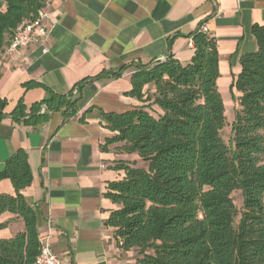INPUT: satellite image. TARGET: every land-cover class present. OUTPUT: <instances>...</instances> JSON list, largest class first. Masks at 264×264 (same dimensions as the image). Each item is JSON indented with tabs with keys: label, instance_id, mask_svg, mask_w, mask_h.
<instances>
[{
	"label": "trees",
	"instance_id": "1",
	"mask_svg": "<svg viewBox=\"0 0 264 264\" xmlns=\"http://www.w3.org/2000/svg\"><path fill=\"white\" fill-rule=\"evenodd\" d=\"M49 1H1L0 58L16 28L35 20ZM201 28L192 35L195 55L189 64L170 56L132 75L127 96L147 106L104 114L116 135L101 150L122 144L118 151L149 163L145 169L121 162L116 169L125 177L109 183L105 194L119 207L106 225L115 230L123 251L137 252L136 264H264V28L252 27L258 51L242 56V72L231 87L242 94L231 145L221 135L226 111L218 87L217 41ZM126 69L85 80L66 96L46 89V98L31 108L30 120L46 122L56 113L66 119L76 115L84 85L119 79ZM146 86L156 92L145 93ZM25 116L20 103L15 118ZM3 179L12 182L16 195L0 196V217L16 215L25 229L0 240V264H35L41 243L37 214L22 194L33 182L24 150L8 159L0 173ZM235 191L243 197L237 226ZM5 226L0 223V229Z\"/></svg>",
	"mask_w": 264,
	"mask_h": 264
},
{
	"label": "crops",
	"instance_id": "2",
	"mask_svg": "<svg viewBox=\"0 0 264 264\" xmlns=\"http://www.w3.org/2000/svg\"><path fill=\"white\" fill-rule=\"evenodd\" d=\"M47 10L57 21L45 45L48 53L39 43L10 52V39L0 58V173L17 151L27 153L33 182L22 194L37 214L40 238H49L62 259L136 264L137 252L123 251L115 230L106 225L119 207L105 194L109 183L125 177L116 169L121 162L139 167L143 160L118 151L122 144L101 150L116 135L104 114L147 106L127 96L132 75L170 56L189 64L195 55L192 35L200 25L217 41L225 111L228 105L239 109L242 94L231 87L242 72V56L258 51L252 27L264 28V0H50ZM123 67L121 78H102L80 89L76 115L30 120L46 89L66 96L83 81ZM144 92L153 95L156 89L146 86ZM20 103L27 116L16 119ZM152 109L162 113L157 106ZM2 195H16L9 179L0 180ZM0 223L6 224L0 240L25 229L23 220L10 213Z\"/></svg>",
	"mask_w": 264,
	"mask_h": 264
},
{
	"label": "built area",
	"instance_id": "3",
	"mask_svg": "<svg viewBox=\"0 0 264 264\" xmlns=\"http://www.w3.org/2000/svg\"><path fill=\"white\" fill-rule=\"evenodd\" d=\"M56 23V19L52 17V13L48 11L47 8L41 10L35 20L24 22L16 28L11 38L10 52L18 51L33 43H39L43 47V53L47 54L48 49L45 45L48 41L51 29ZM201 31L205 34L208 33L205 26L201 28ZM163 60H165V58L160 61ZM77 93L76 90L75 94ZM42 112H45V109H43ZM40 243V254L35 264H70L53 250L49 238H40Z\"/></svg>",
	"mask_w": 264,
	"mask_h": 264
},
{
	"label": "rangeland",
	"instance_id": "4",
	"mask_svg": "<svg viewBox=\"0 0 264 264\" xmlns=\"http://www.w3.org/2000/svg\"><path fill=\"white\" fill-rule=\"evenodd\" d=\"M227 101V99H226ZM236 109L230 107L228 105L226 109V126L222 130L221 135L223 140L226 142V144L231 145L232 144V138H233V128L236 120V115H235ZM139 167L148 169L149 168V163L142 161L139 164ZM232 198L234 200V205L237 210V215L235 218V226L239 224V221L241 219V213L243 211V197L241 191H235L232 195Z\"/></svg>",
	"mask_w": 264,
	"mask_h": 264
}]
</instances>
